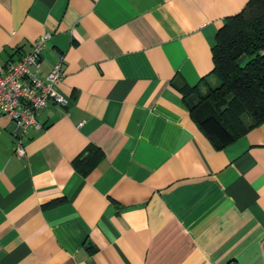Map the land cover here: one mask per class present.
<instances>
[{"label":"crops","instance_id":"1","mask_svg":"<svg viewBox=\"0 0 264 264\" xmlns=\"http://www.w3.org/2000/svg\"><path fill=\"white\" fill-rule=\"evenodd\" d=\"M249 1L0 0V68L49 34L67 99L22 157L0 116V264H264V122L216 150L181 93Z\"/></svg>","mask_w":264,"mask_h":264},{"label":"trees","instance_id":"2","mask_svg":"<svg viewBox=\"0 0 264 264\" xmlns=\"http://www.w3.org/2000/svg\"><path fill=\"white\" fill-rule=\"evenodd\" d=\"M212 61L211 78L181 93L198 131L222 150L264 122V0H250L227 19L216 35ZM100 159L92 148L75 166L85 175Z\"/></svg>","mask_w":264,"mask_h":264},{"label":"built area","instance_id":"3","mask_svg":"<svg viewBox=\"0 0 264 264\" xmlns=\"http://www.w3.org/2000/svg\"><path fill=\"white\" fill-rule=\"evenodd\" d=\"M49 34L38 38L32 50L15 63L0 68V116H6L13 123L15 153L25 155L23 138L29 129H37L39 113L49 104L65 107L67 99L57 89V83L63 78V58H60L52 70L40 77L31 71L41 62V53L45 48ZM236 264V263H229Z\"/></svg>","mask_w":264,"mask_h":264}]
</instances>
